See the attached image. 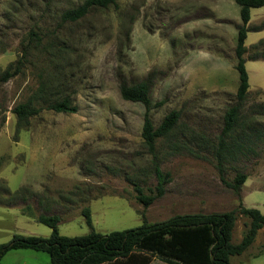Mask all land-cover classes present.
I'll return each mask as SVG.
<instances>
[{
    "label": "rangeland",
    "instance_id": "1",
    "mask_svg": "<svg viewBox=\"0 0 264 264\" xmlns=\"http://www.w3.org/2000/svg\"><path fill=\"white\" fill-rule=\"evenodd\" d=\"M82 2L0 0V181L12 194L23 189L17 207L0 206V245L15 235L50 237L52 230L30 214L57 215L60 234L79 237L90 232L85 208L101 234L138 228L141 214L156 223L237 209L239 197L222 182L208 141L216 140L226 110L237 102L239 5L234 0H122L117 8L61 27V14ZM249 27L244 57L250 89L242 117L259 127H249L248 136L240 139L243 149L227 157L224 178L233 182L238 174L247 175L243 206L264 214V61H250L255 53L264 55V7L251 10ZM32 30L45 40L56 32L71 40L65 94L78 112L43 109L17 131L15 107L27 102L52 65L39 54L3 81ZM143 81L150 83L156 127L170 112L181 114L172 138L180 146L165 140L157 146L160 168L171 180L164 196L147 209L134 191L137 184L149 194L156 185L152 157L142 144L146 108L124 101L119 93L121 83ZM30 156L33 163L26 162ZM28 180L31 184L23 185ZM249 222L238 214L232 244L241 241ZM0 264H50V256L10 250ZM231 264H264V229Z\"/></svg>",
    "mask_w": 264,
    "mask_h": 264
},
{
    "label": "trees",
    "instance_id": "2",
    "mask_svg": "<svg viewBox=\"0 0 264 264\" xmlns=\"http://www.w3.org/2000/svg\"><path fill=\"white\" fill-rule=\"evenodd\" d=\"M120 1L122 0H83L77 7L67 9L61 14L60 26L80 24L95 12L117 8ZM234 1L240 7L241 19L235 48L236 71L239 79L237 102L226 110L222 131L215 141H208V149L215 152L222 182L239 197L238 208L225 213L176 215L156 223H149L145 215L141 214L143 224L140 227L109 234H101L94 230L91 210L85 208L83 216L90 232L79 237L62 236L58 227L60 217L56 215L42 214L34 217L30 214L37 223L52 230L50 237L15 235L9 243L0 245V262L10 250L30 249L47 253L50 256V264H151L154 258L167 264H231L232 257L242 255L252 246L258 232L264 229V214L258 209L243 206L241 191L248 179L247 175L238 174L233 182H228L224 178V165L230 154L234 155L235 152L243 149L240 139L248 136V130H251L249 127H259L258 122L246 121L242 117L250 89L246 68L248 60L244 55L247 52L245 42L248 33L251 32L249 27L251 10L264 7V0ZM135 20L136 18L132 17L127 23L129 32ZM259 31L261 29L254 32ZM70 41L57 32L45 40L32 30L22 45L19 59L4 72L3 81L6 82L18 75L24 65L39 54L44 55L54 65H51L48 78L40 75V84L27 102L15 107L14 114L18 118L17 131L26 128L29 120L38 116L43 109L55 113L78 112V106L73 99L65 94L68 88L66 62L73 58L70 54ZM250 61H264V55L255 53ZM150 88V83L147 81L133 85L121 83L119 87L120 96L124 101L141 103L146 108L141 134L142 144L152 157L156 185L154 189H149V194H146L141 186L134 184L136 201L145 209L164 196L171 180L170 174L160 168L158 142L165 140L175 147L180 146V143H176L172 138L179 128L181 114L177 111L170 112L156 127L150 115L152 106ZM193 140L198 141V138ZM22 190L12 194L6 181H0V206H16L23 194ZM238 214L247 217L250 222L241 241L232 244V233Z\"/></svg>",
    "mask_w": 264,
    "mask_h": 264
},
{
    "label": "crops",
    "instance_id": "3",
    "mask_svg": "<svg viewBox=\"0 0 264 264\" xmlns=\"http://www.w3.org/2000/svg\"><path fill=\"white\" fill-rule=\"evenodd\" d=\"M27 163L29 162V163H33V159L31 158V156L27 159V161H26ZM26 183L27 184H31V180H28V181H26L25 183H23V185H26ZM23 185H22V187H23ZM21 187V188H22ZM259 189V188H258ZM15 207H17V206H15ZM47 215H53V214H47ZM28 217H30V215H27ZM57 216V215H56ZM30 218H32V217H30ZM33 219V218H32ZM35 220V219H34ZM36 221V220H35ZM151 264H167V263H165V262H163V261H161V260H159V259H157V258H154V260L151 262Z\"/></svg>",
    "mask_w": 264,
    "mask_h": 264
}]
</instances>
